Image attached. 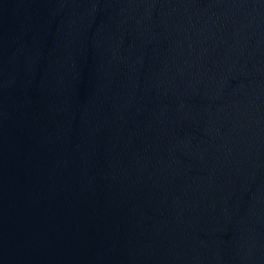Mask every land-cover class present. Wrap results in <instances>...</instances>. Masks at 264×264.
Returning <instances> with one entry per match:
<instances>
[{
  "label": "water",
  "instance_id": "water-1",
  "mask_svg": "<svg viewBox=\"0 0 264 264\" xmlns=\"http://www.w3.org/2000/svg\"><path fill=\"white\" fill-rule=\"evenodd\" d=\"M0 264H264V0H0Z\"/></svg>",
  "mask_w": 264,
  "mask_h": 264
}]
</instances>
